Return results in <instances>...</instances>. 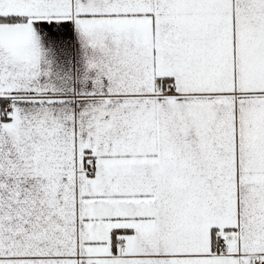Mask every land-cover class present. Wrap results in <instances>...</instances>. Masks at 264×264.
<instances>
[{"label":"snow or ice","instance_id":"6c2138e0","mask_svg":"<svg viewBox=\"0 0 264 264\" xmlns=\"http://www.w3.org/2000/svg\"><path fill=\"white\" fill-rule=\"evenodd\" d=\"M0 264H264V0H0Z\"/></svg>","mask_w":264,"mask_h":264}]
</instances>
